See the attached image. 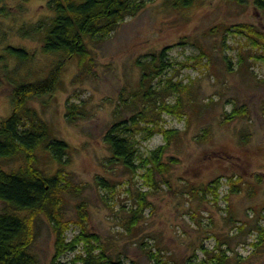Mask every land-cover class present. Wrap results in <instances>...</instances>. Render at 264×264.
Here are the masks:
<instances>
[{"label": "rangeland", "instance_id": "obj_1", "mask_svg": "<svg viewBox=\"0 0 264 264\" xmlns=\"http://www.w3.org/2000/svg\"><path fill=\"white\" fill-rule=\"evenodd\" d=\"M48 1L0 0V121L12 110L7 77L42 78L55 58L41 48ZM253 1L194 0L176 7L172 0H136V11L113 31L88 41L91 65L80 68L77 59H69L57 89L28 101L52 137L69 145L65 164L38 151V166L48 173L62 168L70 184L63 204L68 240L80 231L78 207L85 206V227L122 264H155L149 253L158 250L172 264H213L211 257L221 249L225 264H264V243L255 245L257 227L264 226V58L256 57L264 54V40L258 38L262 45L256 47L235 27L251 24L264 35V11ZM8 44L26 48L31 58L7 56ZM165 47L164 66L159 54ZM147 86L154 92L145 97ZM177 95L180 118L158 112L161 102L176 105ZM71 103L78 106L74 120L67 115ZM233 111L243 114L229 119ZM141 113L145 121L139 126L157 123L178 131L161 159L170 170L156 173V188L147 184L140 160L133 171L113 157L104 139L113 123ZM143 134L135 135L140 154L165 143L160 131L148 139ZM22 162L0 158L7 170ZM217 178V199L198 191ZM229 178L240 186L238 192H228ZM140 198L147 204L131 228ZM34 231L30 252L38 264H50L55 233L44 214Z\"/></svg>", "mask_w": 264, "mask_h": 264}, {"label": "trees", "instance_id": "obj_2", "mask_svg": "<svg viewBox=\"0 0 264 264\" xmlns=\"http://www.w3.org/2000/svg\"><path fill=\"white\" fill-rule=\"evenodd\" d=\"M29 1V0H22ZM136 0H49L48 6L51 14L45 18L46 28L42 36V52L52 55L50 68L45 76L35 80H7L12 86V110L0 121V158L22 159V164L16 170H7L0 164V202L4 208L0 211V264H38L37 257L30 252V246L35 237L34 224L36 218L44 214L50 222L55 233V251L50 264H122L120 259L114 260L106 253L101 238L95 232L88 231L84 225L85 206H79L78 211L83 222H78L80 231L71 240L65 236L69 229L70 221L65 218L63 211L64 192L70 190V184L65 178L62 168L48 173L38 166V151L48 152L59 164H65V156L69 152V145L61 139L52 137L50 128L38 115L36 110L28 106L31 98L53 93L61 82V76L69 59L78 60L79 67L92 64V56L88 41L99 37H105L113 31L118 23L128 13H134L138 7ZM176 7H188L194 0H172ZM255 6L264 11V0H254ZM237 31L245 32L252 43L257 46L262 44L258 38L264 40L261 31L251 24H237ZM264 46V44H263ZM4 51L7 56L19 61H27L31 54L26 48L8 44ZM168 47L160 52L161 65H166L163 60ZM4 55V54H3ZM0 55L2 59L4 56ZM203 53H200L202 57ZM156 59V54H151ZM256 57L264 58V54ZM142 66L144 64L140 61ZM148 76L144 72L143 77ZM144 82L141 80V83ZM144 96L148 97L154 92L151 86H147ZM177 106L166 102L158 104V112H167L181 117L178 111L181 105V97L176 96ZM77 105H68V118L74 120L78 115ZM243 114L241 111H233L229 119ZM232 115V116H231ZM144 114H137L130 120H121L113 123L104 135L109 144L113 157L123 162L133 171L137 166L138 159L144 166L143 176L149 186H158L155 175L170 170V164L163 162V152L170 141L177 135L176 129H166L161 125L145 124ZM148 123H151L148 122ZM142 131V138L148 139L156 132H162L165 143L156 151L152 150L145 154L138 153L137 131ZM170 162L176 159L170 158ZM140 165V164H139ZM259 177V176H258ZM230 180L229 193H236L240 186ZM261 180V179H259ZM236 181V180H235ZM106 187L105 180L100 181ZM211 183V182H210ZM199 187L204 193H213V198H218V188L221 186L217 178L211 184ZM229 195V194H228ZM146 199L140 198L139 205L134 210L130 227H135L141 219L146 207ZM257 243H264V226L257 227ZM255 243V242H254ZM81 246V250L77 248ZM216 248H219L217 245ZM213 254L210 261L213 264H225L227 258L224 250ZM75 253L70 261L62 260L67 253ZM155 264H172L163 259L160 250L149 253ZM193 264V263H192ZM204 264L206 261L204 260Z\"/></svg>", "mask_w": 264, "mask_h": 264}]
</instances>
